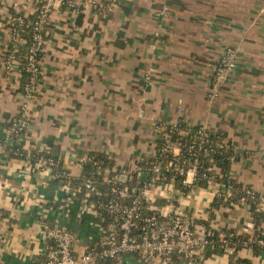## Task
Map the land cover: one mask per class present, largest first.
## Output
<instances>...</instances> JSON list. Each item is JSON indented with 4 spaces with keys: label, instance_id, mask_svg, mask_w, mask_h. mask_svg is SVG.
I'll return each mask as SVG.
<instances>
[{
    "label": "crops",
    "instance_id": "crops-1",
    "mask_svg": "<svg viewBox=\"0 0 264 264\" xmlns=\"http://www.w3.org/2000/svg\"><path fill=\"white\" fill-rule=\"evenodd\" d=\"M79 1L58 0L50 13L40 78L26 107L29 123L15 139L22 151L9 139L0 149V264H42L41 234L55 223L74 232L77 254L101 235L105 213L55 179L37 153L55 155L77 171L81 158L99 150L114 160L113 168H134L154 156L163 125L179 119L225 130L233 175L264 195V0H118L102 9L71 3ZM37 3L0 0L3 123L12 122L24 102L19 62L6 64L9 23ZM228 47L236 52V67L212 96ZM217 189L194 184L182 190L167 180L154 186L151 200L157 209L179 206L208 235L224 228L254 233L248 203L227 197L216 203ZM258 206L264 210V199ZM236 254L264 264V251L244 246ZM95 264L161 263L126 252ZM171 264L186 262L176 255ZM197 264L241 263L225 250L201 251Z\"/></svg>",
    "mask_w": 264,
    "mask_h": 264
},
{
    "label": "built area",
    "instance_id": "built-area-1",
    "mask_svg": "<svg viewBox=\"0 0 264 264\" xmlns=\"http://www.w3.org/2000/svg\"><path fill=\"white\" fill-rule=\"evenodd\" d=\"M58 0H43V5L39 19L36 21L38 27L44 22L49 21L50 12L53 10ZM118 0H80L71 2L72 5L81 6V8L91 6L95 9L113 7ZM34 42L30 46L29 61L27 69L33 73V76L26 84L24 92V102L21 105L20 113L12 121L6 130V136L9 139L14 131H21L28 126L26 116V107L28 100L34 97L36 93L38 78L36 75L40 72V62L37 54L42 51L43 36L36 31ZM12 60L7 59L6 64ZM237 63L236 52L232 47L226 48L216 68V80L214 90L210 93L217 95L219 87L223 84L228 70L232 69ZM179 119H175L173 126L180 124ZM206 127H201L200 135H206ZM164 129V125L162 130ZM165 139L163 150H171L172 153H179L180 141H174L171 134L165 132L160 134L159 138ZM3 144L0 143V149ZM156 155V153L154 154ZM86 157L78 162V170L66 168L67 174L79 175L82 172L83 162ZM53 158L48 157L45 163L52 169L54 178L59 176L60 172H55ZM167 168L184 175L183 183L187 186H193L198 173L197 162L194 164H183L175 161L173 158L167 160ZM114 174L108 173L104 178L113 184L112 195L105 199L91 198L93 194L101 195L100 188L96 185L92 177L84 178L83 185L85 193L81 199L85 203L96 206L100 211L108 214L109 222L103 224L101 235L98 240L90 244L82 253H75L74 243L75 234L66 226L59 223L47 227L41 234V239L45 244V260L42 264H95L100 260H109L116 258L126 252L138 254L144 261H158L161 264H171L174 257L179 255L185 259L186 264H197L199 253L210 241V235L204 231L196 229L195 219L186 215L180 210L179 206L169 203L166 208H154L151 200V190L160 183L162 179V159L158 155L152 163L146 168L142 165L131 167L113 168ZM28 168H23L21 174H26ZM108 172V170L106 171ZM211 178V176L209 177ZM175 178L172 177L171 180ZM77 193L78 189L72 187ZM250 192V191H249ZM264 195L261 196V200ZM264 245L263 238L249 237L247 239H224L226 251L231 254L237 250V244L250 246L252 243Z\"/></svg>",
    "mask_w": 264,
    "mask_h": 264
},
{
    "label": "trees",
    "instance_id": "trees-1",
    "mask_svg": "<svg viewBox=\"0 0 264 264\" xmlns=\"http://www.w3.org/2000/svg\"><path fill=\"white\" fill-rule=\"evenodd\" d=\"M65 2L69 0H63ZM43 0H38L37 6L33 12L25 13L20 12L18 16L9 23L13 37L9 42L7 59L17 60L19 62V68L21 72V87L25 92L26 84L29 82L33 73L27 69L29 61L30 46L34 42V34L36 31L42 33L43 43L47 36V32L50 28L49 21L37 26L36 21L40 17ZM51 13V12H50ZM42 51L37 54V58L40 60ZM40 78V72L36 75ZM12 122L3 123L0 122V143L4 144L8 140L6 133L4 132V126L8 128ZM203 125L187 124L180 122L179 125L173 126L172 124L164 125V129L161 130L160 134L168 132L171 134L174 141H180V152L172 153L171 150H163L165 139L160 137L157 141L156 155L143 159L139 165L146 166L150 165L156 156H160L162 159V179L161 181L171 180L176 185L181 187L182 190H187L191 186H187L183 183L184 175L177 174L176 172L167 168V160L173 158L175 161L183 164H194L197 162L198 173L195 184L201 186H209L211 184H217L218 189L215 195V202L220 203L224 198L231 199L234 202L244 200L250 207L251 214L254 217V233L236 232L235 229L224 228L222 231L213 230L210 232V241L202 249L204 255L211 253H222L226 250L224 239L231 237L232 239H247L249 237H257L264 239V228L262 223L264 222V210L259 208L261 196L258 192L253 190L246 184L240 182L232 173V161L234 158V150L231 147L229 140L227 139V132L223 129H208L206 135L202 137L200 129ZM26 128V127H25ZM24 128V129H25ZM23 129V130H24ZM14 131L10 134L9 140L13 141L12 147L18 149V152L22 151L18 145H16L15 139L17 135L22 132ZM9 146V145H7ZM48 157L53 158L55 165L53 170L60 172L61 174L55 179L63 181L78 189V193L83 195L85 188L83 185L84 178L92 177L95 180L96 185L101 190V195L93 194L91 198L105 199L112 195L113 184L109 183L104 175L108 173L109 176L114 174L113 166L114 160L108 156L105 152L99 150H91L86 156L83 162L82 172L79 175L67 174L66 168L62 165V161L55 155L51 154H39L35 155V158L46 159ZM108 170V172H106ZM211 176V178H209ZM227 188L228 193L223 189ZM250 191V192H249ZM108 214H104V222H109ZM237 250L244 247L241 244H237ZM254 252L264 251V245L259 243H252L249 246ZM236 250V251H237ZM231 253V259L234 262L241 264H251L250 260L242 259L237 257V254Z\"/></svg>",
    "mask_w": 264,
    "mask_h": 264
},
{
    "label": "rangeland",
    "instance_id": "rangeland-1",
    "mask_svg": "<svg viewBox=\"0 0 264 264\" xmlns=\"http://www.w3.org/2000/svg\"><path fill=\"white\" fill-rule=\"evenodd\" d=\"M235 67H236V65H235ZM181 210V209H180ZM182 211V210H181Z\"/></svg>",
    "mask_w": 264,
    "mask_h": 264
}]
</instances>
